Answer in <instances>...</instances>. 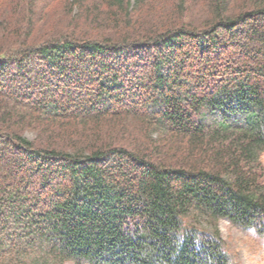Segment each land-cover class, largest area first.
Here are the masks:
<instances>
[{
	"label": "trees",
	"instance_id": "obj_1",
	"mask_svg": "<svg viewBox=\"0 0 264 264\" xmlns=\"http://www.w3.org/2000/svg\"><path fill=\"white\" fill-rule=\"evenodd\" d=\"M188 1L0 0V264H202L178 217L264 226V0Z\"/></svg>",
	"mask_w": 264,
	"mask_h": 264
},
{
	"label": "clouds",
	"instance_id": "obj_2",
	"mask_svg": "<svg viewBox=\"0 0 264 264\" xmlns=\"http://www.w3.org/2000/svg\"><path fill=\"white\" fill-rule=\"evenodd\" d=\"M192 236L199 247L205 236L215 244L213 254L203 258L202 264H264V226L255 221L242 223L227 214L216 215L207 224L186 222L178 217L173 231L176 254Z\"/></svg>",
	"mask_w": 264,
	"mask_h": 264
},
{
	"label": "rangeland",
	"instance_id": "obj_3",
	"mask_svg": "<svg viewBox=\"0 0 264 264\" xmlns=\"http://www.w3.org/2000/svg\"><path fill=\"white\" fill-rule=\"evenodd\" d=\"M186 4H187L186 5L187 10H188L187 12L188 20L199 19V18L205 19V17L208 16L206 13V8H205V5H206L205 0H200L198 3H196L197 4L196 6L193 3L191 4L189 1ZM166 5L163 7L164 9H167ZM4 9L5 7L0 8V19H2V17L6 15L5 14L6 12ZM156 9L157 10L155 11V13H153L154 16L156 14H160V11H163L161 10V8H159V6ZM47 14L49 15L50 18H48L47 22L45 23L42 22V24L40 25L42 28L48 30L51 28V26H53V28H58L60 29V31H63V32H66V31L70 32L68 30L73 29L74 25L71 23V20H70L71 16H66V14H64V9L62 7H59L58 9H52V12L48 10ZM43 26H46V27H43ZM2 38H5V37L3 36L2 31H0V39ZM25 133L29 138L36 137V134L31 131H25ZM261 159L264 165V153ZM203 224H207V223L203 222ZM67 264H73V263H67Z\"/></svg>",
	"mask_w": 264,
	"mask_h": 264
}]
</instances>
